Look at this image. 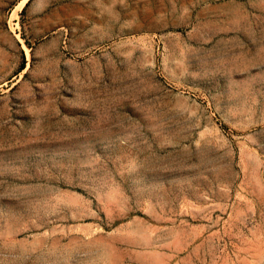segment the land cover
Wrapping results in <instances>:
<instances>
[{"label":"rangeland","instance_id":"rangeland-1","mask_svg":"<svg viewBox=\"0 0 264 264\" xmlns=\"http://www.w3.org/2000/svg\"><path fill=\"white\" fill-rule=\"evenodd\" d=\"M0 264H264V0H0Z\"/></svg>","mask_w":264,"mask_h":264},{"label":"crops","instance_id":"crops-1","mask_svg":"<svg viewBox=\"0 0 264 264\" xmlns=\"http://www.w3.org/2000/svg\"><path fill=\"white\" fill-rule=\"evenodd\" d=\"M7 31H11L10 29H8Z\"/></svg>","mask_w":264,"mask_h":264},{"label":"trees","instance_id":"trees-1","mask_svg":"<svg viewBox=\"0 0 264 264\" xmlns=\"http://www.w3.org/2000/svg\"><path fill=\"white\" fill-rule=\"evenodd\" d=\"M24 69V67H22V69L21 70H23Z\"/></svg>","mask_w":264,"mask_h":264}]
</instances>
